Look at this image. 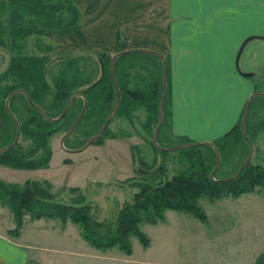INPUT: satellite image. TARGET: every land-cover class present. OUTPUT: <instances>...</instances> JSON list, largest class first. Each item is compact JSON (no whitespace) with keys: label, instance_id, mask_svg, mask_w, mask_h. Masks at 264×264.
Returning a JSON list of instances; mask_svg holds the SVG:
<instances>
[{"label":"rangeland","instance_id":"rangeland-1","mask_svg":"<svg viewBox=\"0 0 264 264\" xmlns=\"http://www.w3.org/2000/svg\"><path fill=\"white\" fill-rule=\"evenodd\" d=\"M73 1L80 12L81 19L77 25L63 31L31 35L23 41L22 53L44 57L47 66L43 77L50 89L52 78L61 68V58L74 57V64L78 67L74 73L77 75L80 72L90 73L94 68L98 71L96 58L104 60L106 55L111 56L118 50L135 47L138 41L135 29L155 20L149 14L136 17L131 9L134 0ZM146 1L149 10L150 0ZM118 2H121L123 12L118 9ZM142 5L141 8L144 3ZM163 5L164 0H160L159 6ZM125 9L130 11L125 12ZM156 19L161 25L166 18L160 16ZM10 55L8 49L0 46V73L5 69ZM131 61L139 67L130 68L126 65V72L130 74L126 85L128 88L134 82L141 84L140 76L147 75L148 70L158 66L157 61L150 57ZM253 72L249 78L253 84L250 93L264 92V64L255 65ZM94 74L98 76L99 72ZM78 98H73L67 109L71 105L74 107L82 97ZM11 104V112L17 122H26L27 106L19 99H13ZM163 105L164 119L156 138L158 145L200 141L170 132L166 91ZM130 107L123 114L116 112L111 116L98 143L92 142L77 152H68L64 148L80 146L87 139L85 131L97 126L107 109L95 106L94 117L95 121L98 119V124H93L91 117L81 119L82 113L78 120H81L80 124L75 125L62 144L60 137L64 131L63 126L44 124L45 130L52 127L46 136L50 150L46 165L13 167L0 160V179L16 184H22L25 179L46 180L54 199L65 202L80 192L89 204L91 217L101 222L100 229H104L107 220L116 214L122 202L129 200L137 190L135 183L169 178L194 157V152H191V158L187 157V151H182L184 147L160 151L151 140L155 118L148 123L149 115L144 106ZM256 124H260L257 129ZM244 131L252 145V154L246 164L263 163L264 98L259 95L252 97L249 102ZM6 135L9 140L13 139L11 129L6 131ZM18 141L25 147L30 140L23 139L19 131ZM247 152L244 142L220 153L218 151L219 162L213 177L222 178L234 174ZM204 161L211 164V159ZM73 187H77V190H71ZM196 201L203 210L204 220L183 210L167 208L162 213V219H157L155 223L139 222V229L149 237V246H142L135 236H131L130 254H125L117 246L99 249L89 245L81 237L76 223L69 220L61 222L57 217L31 218L28 213H24L22 224L18 232L14 233L15 223L11 213L2 204L0 235L15 246V257H18L19 250L22 251L21 264H255L260 255L264 256V185L237 195H220L212 200L199 196ZM0 261L11 264L2 255Z\"/></svg>","mask_w":264,"mask_h":264},{"label":"trees","instance_id":"trees-1","mask_svg":"<svg viewBox=\"0 0 264 264\" xmlns=\"http://www.w3.org/2000/svg\"><path fill=\"white\" fill-rule=\"evenodd\" d=\"M79 19L80 12L73 0H0V46L5 47L11 53L5 69L0 73V122L2 123L0 124V146L11 141L6 135L8 129H11L12 138L15 134L13 120L4 107L5 96L14 88H22L26 91L30 100L49 116H56L72 93L81 92L86 98V106L81 119L91 117L93 124H98V119L95 121L96 116L94 117L95 106L107 109L99 124L91 127L90 131L89 129L85 131L87 137L100 127L115 99V90L108 65L109 55H106L104 60L95 59L98 71L94 68L90 73L80 72L78 75L74 73L78 69L74 64V57L61 58V68L52 78V89H50L43 77L47 66L44 64V57L22 53L23 41L26 37L70 29L78 24ZM143 57L155 59L158 66L151 71L148 70L147 75L140 76L139 83L141 84L134 82L132 87L128 88L126 85L130 74L126 72V65L128 64L130 68L139 67L131 60ZM113 67L119 88V101L114 113L123 114L131 109L130 105H142L148 111V123L154 118L156 122L161 90L160 59L150 53L133 51L118 55L113 62ZM97 72L99 74L95 76L94 73ZM166 73L167 94V66ZM47 95L48 99H46ZM259 96L264 98V96ZM13 99H19L27 106L26 122L30 120L38 124H19L23 139L30 140L28 146L22 147L17 140L0 153V160L13 167L46 165L50 155L46 136L52 131V127L45 130L43 125L63 126L65 130L80 110L82 98L74 104V107L71 105L59 119L54 121L44 119L42 114L26 100L22 92H15L10 96L8 100L10 110ZM125 103L129 105V108ZM163 119L164 105L162 121ZM22 122L25 123V121ZM259 126L260 124H256V129ZM100 135L93 143L100 141ZM212 142L219 153L238 143L244 142L247 146L240 133L239 118ZM183 147L182 151L184 153L187 151V157L194 152L192 160H189L190 162L185 167L169 178L158 179L156 182L135 183L137 190L132 193L129 200L122 202L116 214L107 220L104 229H100L101 222L91 217L89 204L84 201V196L80 192L71 197L69 201L56 200L46 180L25 179L22 184H16L0 179V204L6 206L11 213L15 223L14 233L18 232L24 213H28L31 218L57 217L61 222L69 220L76 223L79 226L81 237L89 245L99 249L117 246L125 254H130L131 236H135L144 247L149 243V237L138 227L139 222L145 221L153 224L157 219H162V213L167 208L183 210L204 220L203 210L196 201L199 196H206L212 200L220 195H237L243 191L253 190L256 186L264 185V162L246 164L234 178L219 181L209 178L208 175L215 160V153L211 146L198 144ZM37 152L39 154L35 155ZM205 159H211V164L206 163ZM71 190H77V187ZM255 264H264V256L260 255Z\"/></svg>","mask_w":264,"mask_h":264},{"label":"crops","instance_id":"crops-1","mask_svg":"<svg viewBox=\"0 0 264 264\" xmlns=\"http://www.w3.org/2000/svg\"><path fill=\"white\" fill-rule=\"evenodd\" d=\"M134 1L136 17L155 18L135 29V47L157 50L166 60L170 132L213 140L237 121L253 87L254 66L264 64V39L255 36H264V0H164L163 7L150 0L149 10L146 0ZM160 16L166 18L161 25ZM236 64L251 74H240ZM15 253L0 235V255L21 264L22 251L17 258Z\"/></svg>","mask_w":264,"mask_h":264},{"label":"water","instance_id":"water-1","mask_svg":"<svg viewBox=\"0 0 264 264\" xmlns=\"http://www.w3.org/2000/svg\"><path fill=\"white\" fill-rule=\"evenodd\" d=\"M256 37L262 38L264 39L263 35H255ZM133 51H140V52H146V53H150L152 55L157 56L160 61H161V91H160V96H159V100H158V105H157V120L155 123V126L152 130V134H151V140L152 142L157 146V148L159 150H170V149H176L179 147H183V146H189V145H198V144H206L209 145L213 148L214 153H215V161H214V165L212 167V169L209 172V178L211 179H217L219 181H223V180H229L234 178L241 170L242 168L246 165V163L248 162V160L250 159V156L252 154V145L250 143V141L247 139L246 135H245V131H244V123H245V119H246V115H247V110H248V106H249V102L251 100L252 97H254L255 95H261L264 96V92L261 91H254L251 92L244 101L243 104V108H242V112H241V116H240V121H239V127H240V132L242 137L244 138V140L247 143L248 146V152L246 157L243 159V161L240 163V165L238 166L237 170L235 171L234 174L230 175V176H225L222 178H214L213 177V172L216 169L218 162H219V154H218V150L216 149L215 145L213 144L212 141L210 140H201V141H189V142H183V143H177L171 146H160L157 144L156 142V138H157V132H158V128L162 122V111H163V100H164V96H165V91H166V83H167V73H166V60L164 58V56L157 50L154 49H150V48H145V47H129V48H125L122 50H118L116 52H114L109 59V70H110V74H111V78H112V82H113V86H114V90H115V99L114 102L111 106V108L109 109V111L107 112V114L104 116L102 123L100 125V127L98 128L97 131L93 132L92 134H90L87 139L78 147L75 148H64V150L68 151V152H77V151H81L83 150L86 146H88L90 143H92L105 129L109 119L111 118V116L113 115L117 105H118V101H119V89H118V85H117V81H116V77H115V73H114V67H113V62L115 60V58L123 53H128V52H133ZM240 53V47L237 50V54H236V59L238 57ZM236 69L238 70V72L244 76L250 75L251 72H242L239 70L237 64L235 65ZM15 92H22L25 97L26 100L32 105L34 106L41 114L44 118H46L47 120L50 121H54L59 119L64 112L67 110L68 106L70 105L72 99L76 96H81L82 97V105L80 110L78 111L77 115L75 116V118L73 119V121L71 122V124L63 131V133L61 134L60 137V143L62 144L63 139L72 131V129L75 127V125L77 124L78 120L80 119L85 106H86V98L85 96L81 93V92H74L72 93L67 101L65 102L64 106L62 107V109L60 110V112L55 116V117H50L47 114L44 113V111L34 102H32L30 100V98L28 97V94L26 93V91H24L22 88H14L12 90H10L7 95L5 96L4 99V107L6 109V111L9 113V115L11 116L12 120L15 122V134L13 139L5 144L0 146V153L9 148L10 146H12L17 140H18V136H19V125L18 122L15 118V116L12 114L11 110L9 109L8 106V100L10 98V96L15 93Z\"/></svg>","mask_w":264,"mask_h":264},{"label":"flooded vegetation","instance_id":"flooded-vegetation-1","mask_svg":"<svg viewBox=\"0 0 264 264\" xmlns=\"http://www.w3.org/2000/svg\"><path fill=\"white\" fill-rule=\"evenodd\" d=\"M12 123H13V124H15V122H14V121H13ZM12 123H6V124H12ZM0 124H2V123L0 122ZM18 124H38V123H36V122H31V121H28V122H25V123H23V122H22V123H19V122H18ZM39 124H40V123H39Z\"/></svg>","mask_w":264,"mask_h":264}]
</instances>
